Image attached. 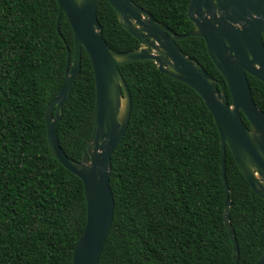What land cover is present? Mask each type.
Masks as SVG:
<instances>
[{
  "label": "trees",
  "instance_id": "16d2710c",
  "mask_svg": "<svg viewBox=\"0 0 264 264\" xmlns=\"http://www.w3.org/2000/svg\"><path fill=\"white\" fill-rule=\"evenodd\" d=\"M184 35L194 30L192 0H133ZM57 0H0V264H73L87 224L83 182L52 154L45 110L66 77L73 29ZM98 19L109 47L140 43L101 0ZM219 89L225 78L200 37L178 41ZM133 100L126 136L112 157L115 215L100 264H236L225 225L221 139L212 113L189 86L153 61L120 67ZM264 112V83L248 75ZM248 127L250 124L243 116ZM96 120V85L83 50L81 75L64 105L57 138L81 161ZM226 175L239 264L264 252V200L250 187L227 147Z\"/></svg>",
  "mask_w": 264,
  "mask_h": 264
},
{
  "label": "water",
  "instance_id": "95a60500",
  "mask_svg": "<svg viewBox=\"0 0 264 264\" xmlns=\"http://www.w3.org/2000/svg\"><path fill=\"white\" fill-rule=\"evenodd\" d=\"M122 27L140 43L129 52L113 50L103 37L98 19L101 0H57L59 23L66 15L74 33V50L68 47L66 77L60 93L45 110L49 147L54 157L84 185L87 224L78 240L73 264H100L115 215L111 188L112 157L129 128L133 100L120 67L153 61L166 76L195 90L212 113L221 139V173L225 186V225L239 264V245L231 223L232 203L226 175L227 147L252 190L264 200V112L254 101L248 75L264 83V0H192L188 17L194 30L180 35L133 0H107ZM205 40L208 54L225 78L226 91L201 63L187 55L178 41ZM83 50L92 65L96 85V120L84 156H67L57 138V125L72 88L81 75ZM248 120V127L243 119ZM264 264V252L258 262Z\"/></svg>",
  "mask_w": 264,
  "mask_h": 264
}]
</instances>
